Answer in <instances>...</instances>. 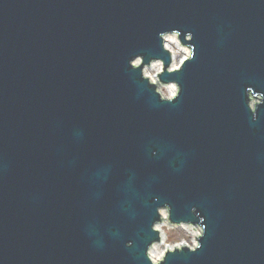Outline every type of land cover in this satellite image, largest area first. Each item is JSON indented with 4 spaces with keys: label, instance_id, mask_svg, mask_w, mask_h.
Returning <instances> with one entry per match:
<instances>
[{
    "label": "water",
    "instance_id": "water-1",
    "mask_svg": "<svg viewBox=\"0 0 264 264\" xmlns=\"http://www.w3.org/2000/svg\"><path fill=\"white\" fill-rule=\"evenodd\" d=\"M173 27L197 52L159 105L127 61L162 55ZM247 84L264 91V0H0V264H148L158 216L118 213L127 169L159 177L172 219L206 217L203 247L166 264H264V105L250 126ZM152 139L186 153L181 171L146 155ZM100 223L123 239L94 247Z\"/></svg>",
    "mask_w": 264,
    "mask_h": 264
},
{
    "label": "clouds",
    "instance_id": "clouds-1",
    "mask_svg": "<svg viewBox=\"0 0 264 264\" xmlns=\"http://www.w3.org/2000/svg\"><path fill=\"white\" fill-rule=\"evenodd\" d=\"M157 39L162 55L147 57L145 62V55L135 54L128 59L127 64L133 72H139L143 84L139 94L142 95L145 89L150 90V95L156 97L157 104H175L183 94V85L178 79L165 77L182 72L186 64L195 59L198 41L192 30L178 27L159 31ZM219 43L223 44V38ZM163 54H166V58ZM243 95L247 113L251 118L250 126H254L260 119L258 109L264 105V91H257V87L247 84L244 86ZM144 151L146 155L150 154V159L166 160L167 166L175 172L181 171L186 163V153L165 141L149 140L144 145ZM158 182L159 177L155 175L141 177L135 169H127L121 174L116 185V209L128 219L135 221L143 209H152L155 206L158 219L151 223L149 231L157 234V238L151 239L142 253L148 264H166L169 255L183 254L185 250L195 254L203 247L202 240L207 234L206 217L196 205L190 207V215L197 218L195 221L172 219L171 204L162 203L161 197L154 191ZM86 235L98 249H103L110 240L123 239L116 224H101L98 230ZM123 246L132 249L135 242L133 239H124Z\"/></svg>",
    "mask_w": 264,
    "mask_h": 264
}]
</instances>
